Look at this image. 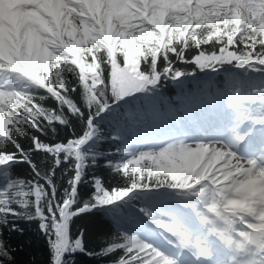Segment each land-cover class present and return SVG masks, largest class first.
Listing matches in <instances>:
<instances>
[{"label":"snow or ice","instance_id":"1","mask_svg":"<svg viewBox=\"0 0 264 264\" xmlns=\"http://www.w3.org/2000/svg\"><path fill=\"white\" fill-rule=\"evenodd\" d=\"M21 222L46 264H264V0H0V264Z\"/></svg>","mask_w":264,"mask_h":264},{"label":"trees","instance_id":"2","mask_svg":"<svg viewBox=\"0 0 264 264\" xmlns=\"http://www.w3.org/2000/svg\"><path fill=\"white\" fill-rule=\"evenodd\" d=\"M191 87L193 86L189 85V88ZM164 95L171 101V105L173 107L177 110L180 108L181 101L178 95V90L174 86H167L164 90ZM107 131L108 128L105 126V132L107 133ZM104 147H108V145H104ZM21 172L24 176L27 175L23 169ZM95 174L101 176L106 186L109 187L123 183L121 178L114 176L108 169L103 167L96 169ZM21 224L25 228L24 239L26 247L24 248L21 246L19 249L20 259L26 260L28 264H46V260L48 259L46 243L36 234L35 226L25 224L24 222H21ZM80 224L85 227L87 233L92 236L98 231L106 230V228L111 224V221L107 218H103L102 221L101 218L90 215L89 217L81 220ZM76 227L79 228L80 225H77ZM93 242L98 243V241L95 240ZM74 264H92V262L90 258L86 256H77Z\"/></svg>","mask_w":264,"mask_h":264}]
</instances>
